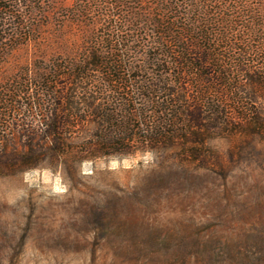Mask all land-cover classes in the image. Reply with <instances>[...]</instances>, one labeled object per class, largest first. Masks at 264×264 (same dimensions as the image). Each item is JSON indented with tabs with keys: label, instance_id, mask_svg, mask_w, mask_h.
Segmentation results:
<instances>
[{
	"label": "trees",
	"instance_id": "1",
	"mask_svg": "<svg viewBox=\"0 0 264 264\" xmlns=\"http://www.w3.org/2000/svg\"><path fill=\"white\" fill-rule=\"evenodd\" d=\"M53 2L0 0V60L45 41L24 29L36 11L50 15ZM61 8L63 33L51 57L40 46V73L0 82L1 162L77 171L87 158L138 143L197 155L210 133L264 129V0H76Z\"/></svg>",
	"mask_w": 264,
	"mask_h": 264
},
{
	"label": "rangeland",
	"instance_id": "2",
	"mask_svg": "<svg viewBox=\"0 0 264 264\" xmlns=\"http://www.w3.org/2000/svg\"><path fill=\"white\" fill-rule=\"evenodd\" d=\"M52 1L24 29L45 41L1 59L0 82L39 74L40 46L54 53L76 0ZM202 148L138 143L77 171L0 161V264H264V129L210 133Z\"/></svg>",
	"mask_w": 264,
	"mask_h": 264
}]
</instances>
